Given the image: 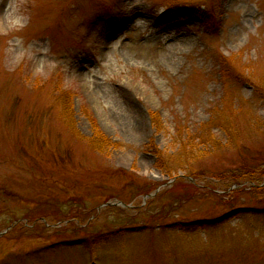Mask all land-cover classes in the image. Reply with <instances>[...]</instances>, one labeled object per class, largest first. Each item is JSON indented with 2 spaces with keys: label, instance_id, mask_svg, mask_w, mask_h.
I'll use <instances>...</instances> for the list:
<instances>
[{
  "label": "rangeland",
  "instance_id": "1",
  "mask_svg": "<svg viewBox=\"0 0 264 264\" xmlns=\"http://www.w3.org/2000/svg\"><path fill=\"white\" fill-rule=\"evenodd\" d=\"M263 163L264 0H0V264H264Z\"/></svg>",
  "mask_w": 264,
  "mask_h": 264
},
{
  "label": "trees",
  "instance_id": "2",
  "mask_svg": "<svg viewBox=\"0 0 264 264\" xmlns=\"http://www.w3.org/2000/svg\"><path fill=\"white\" fill-rule=\"evenodd\" d=\"M62 99H63L62 102L65 103V106L63 107V112L65 113V117L67 119L66 121L68 122L69 126L72 127V124H71L70 121L73 120L72 119L73 115H72L71 106H69V102H70L69 94L65 93L64 96H62ZM152 118H153V121H154L155 120V116H152ZM192 138L193 139L190 140L189 137H186L185 140H187V141H185L184 147H183L185 150H187L189 152L192 151V149H194L195 146L197 145V143H194V140H198V138H196V137H192ZM89 143L96 150H98L100 152H103V153L106 152L108 150V147H109V143L106 142L105 137L98 130L95 131L94 134H92L91 138H89ZM151 151L157 156V162L159 164V168L162 171L171 174L172 172H175L177 170L178 171H183V172H186V171L189 170L187 167H185L186 164H184L181 161H178V159L174 158V156H171V158L169 157L170 159H173V160H170L169 162H167V155L164 156V158H165V160H164V159L161 158V157H163L161 152H159L157 150H154V149H152ZM263 166H264V163H263ZM258 173H257V170L255 172L254 171L250 172L248 176L243 177L242 180H237V181L241 182V181H245L246 180L249 183L250 182L253 183V182L257 181L258 184L260 185V183L263 181L262 178L264 176L263 168L260 169ZM189 174H191V173H189ZM235 179L236 178H231L230 183H233L235 181ZM179 180L180 179H178L177 181L179 182ZM258 180H260V182ZM260 187H261V189L260 188H258V189L256 188V190H259L260 192L261 191L263 192L262 186H260ZM149 189L151 190V188H149ZM200 224H201L200 222L199 223H195L196 226H200Z\"/></svg>",
  "mask_w": 264,
  "mask_h": 264
},
{
  "label": "water",
  "instance_id": "3",
  "mask_svg": "<svg viewBox=\"0 0 264 264\" xmlns=\"http://www.w3.org/2000/svg\"><path fill=\"white\" fill-rule=\"evenodd\" d=\"M157 192V190H155V192H153L152 194H149V195H147L146 197H151V196H153L155 193ZM146 197H144V198H146ZM110 203H105V205H109ZM115 204H120L119 202H117V203H115ZM91 264H96L95 262H91Z\"/></svg>",
  "mask_w": 264,
  "mask_h": 264
}]
</instances>
